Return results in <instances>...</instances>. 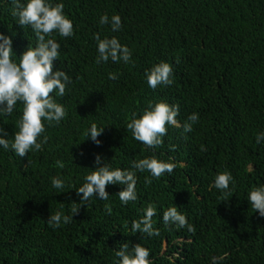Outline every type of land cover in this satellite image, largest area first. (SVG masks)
Listing matches in <instances>:
<instances>
[{"label": "trees", "instance_id": "16d2710c", "mask_svg": "<svg viewBox=\"0 0 264 264\" xmlns=\"http://www.w3.org/2000/svg\"><path fill=\"white\" fill-rule=\"evenodd\" d=\"M52 3H63L73 24L71 37H50L60 45L54 69L72 79L63 97L50 94L67 115L59 125L42 121L38 142H46L40 151L21 158L0 148V264H116L115 251L126 242L148 249L150 264H212L224 253L219 264H264V218L247 203L249 188L264 184V142H255L264 131V0ZM14 8L13 0H0V34L12 40L18 63L36 38L30 27L17 24ZM104 14L119 15L118 32L100 25ZM95 34L127 46L129 63H96ZM161 61L172 66L173 83L153 90L144 73ZM161 101L179 105L181 126L192 113L198 120L188 133L166 125L162 144L148 148L126 125L132 113ZM22 107L18 102L11 116H0L10 142ZM92 123L104 127L99 146L84 140ZM97 154L112 168L131 169L133 161L151 156L176 167L160 178L137 171V200L127 205L118 198L122 185L106 186L108 200L91 199L73 222L54 230L48 217L71 214L72 203H79L73 188L93 170ZM222 171L234 179L232 197L212 187ZM57 176L65 180L64 193L51 187ZM148 204L157 209L152 225L159 234L152 237L131 231ZM172 206L194 232L163 222V210Z\"/></svg>", "mask_w": 264, "mask_h": 264}, {"label": "clouds", "instance_id": "9594fccd", "mask_svg": "<svg viewBox=\"0 0 264 264\" xmlns=\"http://www.w3.org/2000/svg\"><path fill=\"white\" fill-rule=\"evenodd\" d=\"M15 8L13 16L17 18L19 26H28L36 38L35 47H28L15 62L12 57H17L13 52L12 40L9 36L0 34V116H11L17 103L22 104V113L17 121L18 131L13 133L11 142L6 139L8 133L0 128V148L11 149L21 158L25 157L30 150L40 151L46 138L39 140L45 131V123L49 126L59 125L66 117L64 105L57 103L55 96L63 97L66 88L72 83L71 77L59 68L54 69V62L59 56L60 45L50 38L52 33L60 37H71L73 35L72 21L64 14L63 3H52V0H13ZM100 25H110L111 31L118 32L121 28L119 15L110 18L104 14L99 18ZM97 41L96 63L112 62L129 63L131 51L121 45L117 38L101 39L98 34L94 35ZM173 68L164 61L153 65L144 73L147 86L156 89L158 85L169 86L173 83ZM116 75L109 73V79L115 80ZM179 105L165 102L150 103L141 113H132L130 122L126 127L131 131L132 138L148 148L160 146L163 137L167 133L166 125L169 127H182L184 133L192 131V125L197 122L198 114L192 113L187 121L181 126L177 120ZM43 121V122H42ZM104 127H98L96 123L90 124L85 131L84 140H90L99 146ZM256 144L264 142V131L257 133ZM201 147V151H205ZM83 155V153H80ZM73 160V157H72ZM94 168L84 177V182L75 190L79 203H72L70 215L56 211L48 217L47 223L55 230L61 225L73 222V216L78 214L79 209L86 205L91 199L108 200L109 194L106 186L122 185L118 194L122 205L137 200L136 195V172L147 171L151 178H160L163 174H171L176 167L174 163L164 162L155 156L133 161L131 169L112 168L106 164L103 158L97 154L94 157ZM58 168H63L64 163L56 161ZM151 183V179L145 178V184ZM231 185V187H230ZM51 187L64 193L65 180L59 176L51 179ZM71 187V186H70ZM212 187L218 190L222 197H232L235 187L234 179L230 172L222 171L215 176ZM247 203L251 205L253 213L264 218V184L253 185L247 191ZM110 212V208L106 206ZM157 214L154 205L148 204L142 211V215L131 222L132 232H142L148 237L159 234L153 228L152 218ZM162 220L165 224H171L178 229H187L189 233L194 232L193 226L188 223L186 216L178 211L176 206L163 210ZM213 257L212 264L227 257ZM149 250L140 244L130 246L123 243L115 251L116 264H150Z\"/></svg>", "mask_w": 264, "mask_h": 264}]
</instances>
